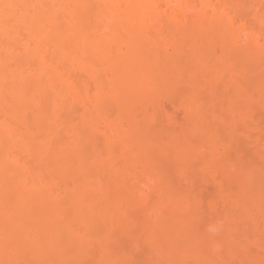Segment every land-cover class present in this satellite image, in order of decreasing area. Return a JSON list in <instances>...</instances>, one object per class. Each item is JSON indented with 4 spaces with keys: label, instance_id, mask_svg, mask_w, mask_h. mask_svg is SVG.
Here are the masks:
<instances>
[{
    "label": "bare ground",
    "instance_id": "bare-ground-1",
    "mask_svg": "<svg viewBox=\"0 0 264 264\" xmlns=\"http://www.w3.org/2000/svg\"><path fill=\"white\" fill-rule=\"evenodd\" d=\"M254 248L264 0H0V264H264Z\"/></svg>",
    "mask_w": 264,
    "mask_h": 264
},
{
    "label": "rangeland",
    "instance_id": "rangeland-1",
    "mask_svg": "<svg viewBox=\"0 0 264 264\" xmlns=\"http://www.w3.org/2000/svg\"><path fill=\"white\" fill-rule=\"evenodd\" d=\"M160 101H161L162 103L160 102L159 104H161V106H163V107L165 106L164 108H166L167 110L171 111V113H172L173 116L175 117V120L177 119V120L180 122V121L183 119L182 113H181L180 111H178L177 109H175V108L172 106L171 101H169L168 98L162 96V97H160ZM162 121H163L162 123L165 124V122H166L165 119H162ZM177 176H178V175H176V177H177ZM176 177H175V175H174V176H173V179H175ZM179 177H180V176H179ZM179 177H178V178H179ZM180 179H181V177H180ZM180 179H179V180H180ZM181 180H182V179H181ZM181 180H180V181H181ZM180 181H179V182H180ZM176 182H178V180H177ZM183 183H184V182H183ZM183 183H182V184H183ZM201 183H203V182H200V183H199V185H201L200 188H201L202 190H204V193L207 195V198H208V199L213 198V197H214V192H213V189H212V188H213L212 185L207 184V183L204 182L205 184L203 183V184H204V186H203V184H201ZM180 184H181V183H179V185H180ZM208 185H209V186H208ZM181 186H182V185H181ZM205 189H206V190H205ZM143 249H145V247H143ZM254 249H255V252H254V250H253L254 253L252 254V257H254V259H255V258L257 257L258 254H261V255L258 256L259 259H261V257L264 256V249H260V248H259V249H258V248H254ZM257 249H258L259 251H257ZM260 250L263 251V252L260 253ZM255 253H256V255H254ZM257 253H258V254H257ZM262 255H263V256H262ZM224 256H225V255H224ZM225 257H226V256H225ZM258 257H257V258H258ZM257 258H256V259H257ZM224 259H225V258H224ZM259 259H258V260H259Z\"/></svg>",
    "mask_w": 264,
    "mask_h": 264
}]
</instances>
